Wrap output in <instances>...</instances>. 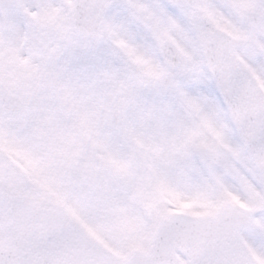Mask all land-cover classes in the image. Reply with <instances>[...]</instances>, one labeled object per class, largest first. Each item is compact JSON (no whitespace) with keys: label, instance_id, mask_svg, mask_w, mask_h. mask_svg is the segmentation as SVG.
<instances>
[{"label":"snow or ice","instance_id":"obj_1","mask_svg":"<svg viewBox=\"0 0 264 264\" xmlns=\"http://www.w3.org/2000/svg\"><path fill=\"white\" fill-rule=\"evenodd\" d=\"M0 264H264V0H0Z\"/></svg>","mask_w":264,"mask_h":264}]
</instances>
